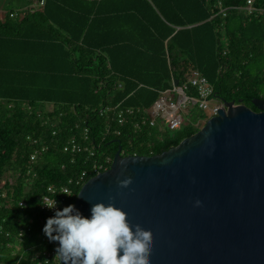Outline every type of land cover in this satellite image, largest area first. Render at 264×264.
Masks as SVG:
<instances>
[{
    "label": "trees",
    "instance_id": "trees-1",
    "mask_svg": "<svg viewBox=\"0 0 264 264\" xmlns=\"http://www.w3.org/2000/svg\"><path fill=\"white\" fill-rule=\"evenodd\" d=\"M33 2L0 11V264H38L56 248L40 208L48 186L68 187L74 204L119 145L157 154L200 129L211 115L197 105L176 129L149 113L164 91L197 97L193 70L214 99L259 110L253 99L264 98V0L251 12L247 0Z\"/></svg>",
    "mask_w": 264,
    "mask_h": 264
},
{
    "label": "water",
    "instance_id": "water-1",
    "mask_svg": "<svg viewBox=\"0 0 264 264\" xmlns=\"http://www.w3.org/2000/svg\"><path fill=\"white\" fill-rule=\"evenodd\" d=\"M223 103L161 153L123 155L119 145L76 207L86 216L98 201L126 210L151 234L150 264H264V98L253 99L259 110Z\"/></svg>",
    "mask_w": 264,
    "mask_h": 264
},
{
    "label": "clouds",
    "instance_id": "clouds-1",
    "mask_svg": "<svg viewBox=\"0 0 264 264\" xmlns=\"http://www.w3.org/2000/svg\"><path fill=\"white\" fill-rule=\"evenodd\" d=\"M130 182V177L119 181L124 186ZM43 203L48 207L56 204ZM90 212L86 216L69 203L47 218L43 231L49 240L59 242L56 256L60 264H150L151 234L139 223L133 226L126 210L98 201Z\"/></svg>",
    "mask_w": 264,
    "mask_h": 264
},
{
    "label": "built area",
    "instance_id": "built-area-1",
    "mask_svg": "<svg viewBox=\"0 0 264 264\" xmlns=\"http://www.w3.org/2000/svg\"><path fill=\"white\" fill-rule=\"evenodd\" d=\"M40 4L44 3V0L39 1ZM253 0H247L246 9L251 12L255 10V7L252 5ZM190 83L196 86L198 91L197 97L187 96L182 87H177L176 90L179 92V97L177 100L173 99L172 96L168 92H163L159 98H157L151 108L149 109V113L152 117L151 123L156 124L159 120L164 121L168 124L171 129L179 128L184 120L183 115L180 112L181 107H186L188 105L194 106L197 105L199 109L209 111L210 115L213 116L217 114V109L224 106V103L220 100L216 99L215 103H212L215 100L212 97L213 94V86L208 82V79L205 75H203L198 69L193 70V75L190 78ZM128 111H132L131 108ZM122 111H120V114ZM160 118V119H159ZM71 146L72 151H80L82 149L79 143H76L73 139L68 148ZM35 154L32 155L35 158ZM95 171L98 173L100 171L106 170L103 168V165H96L94 167ZM47 193H45L40 200V208L46 212H48L51 216L55 214L56 208H63L69 202L68 198L70 197L71 190L68 187H63L62 193L57 194L55 188L50 185L47 188ZM3 195H5V191H2ZM55 203L54 207H48L43 202ZM19 205L21 207H25V202L23 200L19 201ZM20 235H22V231H20ZM47 240L49 238L47 237ZM57 245V242L55 243ZM57 246L56 248H48L42 251L44 255L43 260H39L38 264H56L58 262L57 254ZM37 257L40 256V252H37Z\"/></svg>",
    "mask_w": 264,
    "mask_h": 264
},
{
    "label": "rangeland",
    "instance_id": "rangeland-1",
    "mask_svg": "<svg viewBox=\"0 0 264 264\" xmlns=\"http://www.w3.org/2000/svg\"><path fill=\"white\" fill-rule=\"evenodd\" d=\"M7 1H8V0H0V11L3 10V5H4V3L7 2ZM13 1H15V0H13ZM215 102H216V99L212 101V103H215ZM203 111L205 112V114H206V112L209 113V111H205V110H203ZM180 112H181V114L183 115V117H186V118H187V117H194V114H195V107H194V106H191V105H188V106H186V107H181V108H180ZM209 114H210V113H209ZM207 118H208V117H207ZM207 118H199V124H200L201 127L205 124ZM201 127H200V128H201Z\"/></svg>",
    "mask_w": 264,
    "mask_h": 264
},
{
    "label": "crops",
    "instance_id": "crops-1",
    "mask_svg": "<svg viewBox=\"0 0 264 264\" xmlns=\"http://www.w3.org/2000/svg\"><path fill=\"white\" fill-rule=\"evenodd\" d=\"M44 2H45V0H44ZM43 4H40L39 0L38 1L36 0V2L31 3L30 6L43 5ZM12 15H14V14H12Z\"/></svg>",
    "mask_w": 264,
    "mask_h": 264
}]
</instances>
